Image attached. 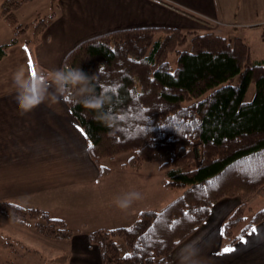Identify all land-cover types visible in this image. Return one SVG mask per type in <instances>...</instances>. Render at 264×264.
<instances>
[{"label":"trees","instance_id":"1","mask_svg":"<svg viewBox=\"0 0 264 264\" xmlns=\"http://www.w3.org/2000/svg\"><path fill=\"white\" fill-rule=\"evenodd\" d=\"M28 1L0 3V18L15 30L14 37L0 44V58L26 30V25H16L15 11ZM33 22L34 43L46 23L40 16ZM187 41L189 48L184 47ZM172 51L177 58L170 70ZM65 65L96 74L97 93L111 97L104 109L111 115L109 123L71 99L65 101L83 130L99 175L110 173L103 159L131 153L123 165L137 171L144 162L161 160L158 169L167 177L165 185L183 188L162 207L140 211L129 225L89 231L102 264H168L173 248L202 224L217 200L238 195L246 202L264 187V59H252L240 37L166 26L121 28L79 41L65 54L61 67ZM251 84L254 93L246 100ZM243 201L222 222L226 245L264 219L263 207L234 234L244 218ZM0 216L46 238L63 240L72 234L62 218L41 207L3 200ZM115 237L123 240L124 254ZM68 253L64 250L51 260L65 262Z\"/></svg>","mask_w":264,"mask_h":264},{"label":"crops","instance_id":"2","mask_svg":"<svg viewBox=\"0 0 264 264\" xmlns=\"http://www.w3.org/2000/svg\"><path fill=\"white\" fill-rule=\"evenodd\" d=\"M45 3L37 12L46 23L40 40L33 43L30 37L19 39L0 58V73L7 72L6 80L1 82L8 81L0 90V201L44 208L52 216L62 218L72 234L60 240L59 248L51 249L32 230L28 232L27 227L8 226L6 219H0L12 228L13 232H6L23 237L32 247L37 242L44 245L51 257L68 251L64 264H102L99 250L90 243L88 232L100 227L129 225L140 211L151 208L148 207L151 186L148 171H134L120 165L113 173L110 171L101 177L89 156L83 130L66 102L62 100L52 106L41 104L21 115L13 73L21 66L29 72V58L36 72L48 73L61 68L65 54L79 41L110 30L140 26L198 32L217 30L216 33L228 39L240 37L249 46L251 58L261 60L264 59V38L260 34L256 39L253 34L256 27L264 31V0H46ZM111 177L112 189L117 183L120 191L104 195L101 186ZM88 187H95L94 193L101 189V198L86 211L75 210L69 195ZM166 189L167 193L176 191L171 199L179 194V189L168 186ZM132 190L141 192L143 198L127 211H121L115 206L116 198ZM240 202L237 196L217 200L202 224L173 248L168 264H179V249L192 241H198L201 248V264H264V219L252 225L233 244L222 242V222ZM253 227L257 231L252 232ZM225 248L233 251L224 252Z\"/></svg>","mask_w":264,"mask_h":264},{"label":"rangeland","instance_id":"3","mask_svg":"<svg viewBox=\"0 0 264 264\" xmlns=\"http://www.w3.org/2000/svg\"><path fill=\"white\" fill-rule=\"evenodd\" d=\"M45 2L46 0H32L30 4L24 5L25 4L24 3L23 4L24 6L22 5L23 7L21 6L15 11V14L17 17L16 25H19V24L24 25V26L26 25V30L22 33V35L20 36L18 35L19 36L18 40L19 39L24 40V38L27 39L30 37V35H32V29H33V23H34L33 21H34L35 15L36 17L40 16L37 14V12L40 8H42L46 4ZM14 31L15 30L13 28V25L8 23L3 18H0V44L8 42L12 37H14L15 36ZM200 32H203V31H200ZM215 32H217V30H215ZM7 33L9 34L6 35ZM260 34L262 37V27H256V29L254 30V34H253L254 37L256 39H259ZM190 35L191 34H189L187 38H189ZM184 47L189 48V41L186 42ZM176 58H177L176 51H172L168 54L170 70H172L175 67ZM6 73L4 72L0 73V90H3L5 88L4 86L5 85L7 86L8 84V81L1 82V79L6 80V77H5ZM236 78L237 77L233 79V82L236 81ZM9 80H11V77ZM253 93H254V86L253 84H251L245 94V99L250 100L253 96ZM183 103L186 104V102H183ZM194 152L196 156L198 154L197 153L198 148L195 147ZM130 154L131 153H119L113 156V158L103 159L102 163L105 166L109 167L110 171L113 173L120 167V165H123V163H126V161L128 160L127 158ZM160 162L161 160H151L149 162H144L141 164L139 170H137V171H140V169H142V170L148 171V181L151 184V186L148 187V207H151V208L162 207L168 199L172 198L174 192H176V191H171L170 193L166 192L167 189L165 185V179L167 177L160 172L161 170L158 169ZM157 171L160 172L161 174L156 173ZM161 177H163L162 178L163 180H161ZM111 180H113L112 177L109 179H105L103 181L101 189L104 195H107L109 192L112 193L113 191H114V194H116L117 192L120 191V186L117 185L116 182H115L116 184L114 188L112 189ZM170 188L180 189V188H175V187H170ZM80 189L81 188L77 189V191H74L72 195L68 194L70 198L69 201L73 203V206H75V210L77 211H86L88 207H91L96 202V199L99 200L101 198V195H102L101 189L99 191H96L95 193H94L95 187L83 188L82 190ZM180 190L182 191L183 188H181ZM180 190H177V192L178 191L180 192ZM234 196H237L240 198V196L238 195H234ZM240 201L241 202L243 201L242 198H240ZM263 207H264V187H261L258 190V192H255L249 198L246 199L245 206L243 208L245 212L244 218L234 227V230H233L234 234H237L240 231V229L251 219V217L255 214V212L257 210L262 209ZM0 218L6 219L7 225L9 224L8 226H11V225L13 226L14 224L20 225V223H18L17 221L7 218L5 216H0ZM3 222L4 221H1L0 219V264H7L9 260L14 261L15 264H64V262H59L57 260H51V258H54V256L52 257L49 256L48 255L49 252L47 248L45 247V246L47 247L49 246L51 249L59 248L61 244L60 239L46 238L43 235L35 234L36 232L34 230L27 228V231L32 230L34 232V235H38L40 239L41 238L44 239L41 241H42V244H44L45 246L38 245L39 243L37 242V245L34 244V246L32 247L31 245H29L30 243H26L24 241L23 237H20V236L17 237L15 236L16 235L15 233L11 234L10 232H8V231H12V228H9L6 224H3ZM18 229L22 230L24 228H18ZM6 230L8 231L6 232ZM24 230H23V233H25L26 231ZM25 235H28V233L26 232ZM115 242H116V245L118 247L120 254H124L126 252V248L123 243V240L120 237H115ZM222 242L225 244L224 239L222 240ZM61 253L62 252L60 251V254Z\"/></svg>","mask_w":264,"mask_h":264},{"label":"clouds","instance_id":"4","mask_svg":"<svg viewBox=\"0 0 264 264\" xmlns=\"http://www.w3.org/2000/svg\"><path fill=\"white\" fill-rule=\"evenodd\" d=\"M99 72L103 68L98 69ZM13 83L16 87V102L20 114H27L47 103L48 106L59 104L62 100L71 99L84 109L96 113V118L109 123L111 115L104 109L111 103V97L105 92L96 91V74L88 75L80 67L57 68L42 73L37 71L35 77L21 66L13 73ZM143 198L139 191H128L117 197L115 206L121 211H127L134 202ZM201 248L198 241H192L181 247L177 253L179 264H201Z\"/></svg>","mask_w":264,"mask_h":264},{"label":"snow or ice","instance_id":"5","mask_svg":"<svg viewBox=\"0 0 264 264\" xmlns=\"http://www.w3.org/2000/svg\"><path fill=\"white\" fill-rule=\"evenodd\" d=\"M28 64H29V73H30L31 75H33V77H35L36 71H35V69H34L33 61L31 60V58H29V62H28ZM112 90L114 91L115 89H112ZM91 147H92V145L89 144V148H91ZM211 183H212V182L210 181L209 184H211ZM185 215L187 216V215H189V214H188V213H185ZM251 231H252V232H255V231H257V229H256L255 227H253V228L251 229ZM223 251H224V252H231V251H233V249H231V248H225Z\"/></svg>","mask_w":264,"mask_h":264},{"label":"built area","instance_id":"6","mask_svg":"<svg viewBox=\"0 0 264 264\" xmlns=\"http://www.w3.org/2000/svg\"><path fill=\"white\" fill-rule=\"evenodd\" d=\"M262 35H263V38H264V31H263Z\"/></svg>","mask_w":264,"mask_h":264}]
</instances>
